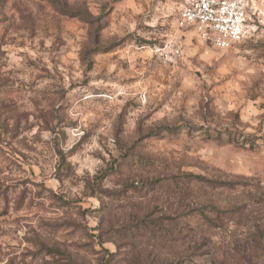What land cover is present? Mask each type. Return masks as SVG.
<instances>
[{
  "label": "rangeland",
  "instance_id": "374dc122",
  "mask_svg": "<svg viewBox=\"0 0 264 264\" xmlns=\"http://www.w3.org/2000/svg\"><path fill=\"white\" fill-rule=\"evenodd\" d=\"M182 5L0 0V264H264V0Z\"/></svg>",
  "mask_w": 264,
  "mask_h": 264
},
{
  "label": "built area",
  "instance_id": "2783aa9c",
  "mask_svg": "<svg viewBox=\"0 0 264 264\" xmlns=\"http://www.w3.org/2000/svg\"><path fill=\"white\" fill-rule=\"evenodd\" d=\"M253 15L255 0H183L177 29L194 33L212 47L228 50L253 36ZM166 48L175 50L174 40Z\"/></svg>",
  "mask_w": 264,
  "mask_h": 264
},
{
  "label": "trees",
  "instance_id": "16d2710c",
  "mask_svg": "<svg viewBox=\"0 0 264 264\" xmlns=\"http://www.w3.org/2000/svg\"><path fill=\"white\" fill-rule=\"evenodd\" d=\"M219 184H220V183H219ZM224 184H225L226 186H227V185H228V186L230 185V184H227V183H224Z\"/></svg>",
  "mask_w": 264,
  "mask_h": 264
}]
</instances>
